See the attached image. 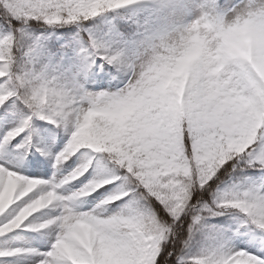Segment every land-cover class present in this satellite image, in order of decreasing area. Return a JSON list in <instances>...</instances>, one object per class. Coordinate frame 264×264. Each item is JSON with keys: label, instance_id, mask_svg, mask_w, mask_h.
Wrapping results in <instances>:
<instances>
[{"label": "snow or ice", "instance_id": "6c2138e0", "mask_svg": "<svg viewBox=\"0 0 264 264\" xmlns=\"http://www.w3.org/2000/svg\"><path fill=\"white\" fill-rule=\"evenodd\" d=\"M24 233L0 260L264 264V0H0V243Z\"/></svg>", "mask_w": 264, "mask_h": 264}, {"label": "rangeland", "instance_id": "374dc122", "mask_svg": "<svg viewBox=\"0 0 264 264\" xmlns=\"http://www.w3.org/2000/svg\"><path fill=\"white\" fill-rule=\"evenodd\" d=\"M19 139V138H18ZM13 143H16V141H13ZM62 147V142H59L58 140V145L57 147L54 149V151H59V148ZM73 159H76L75 157H73ZM9 163H11V161H8ZM69 163H71V161H69ZM52 167H51V162H49L48 165V175L50 176L52 174ZM47 178V177H45ZM36 235L35 233H24L23 234V238L22 239H18L16 241V243L14 244H4L5 247H19V248H27V247H37V245H35L31 239L32 236ZM9 236H15L13 234H9ZM44 249H41V251H43ZM30 257L27 255H21L18 257H8V258H4V260H7L9 262L11 261H16L17 264H20L21 261L29 259ZM4 260H0V264H4Z\"/></svg>", "mask_w": 264, "mask_h": 264}]
</instances>
